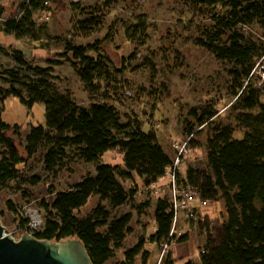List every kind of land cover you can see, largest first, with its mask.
Wrapping results in <instances>:
<instances>
[{"label": "rangeland", "instance_id": "rangeland-1", "mask_svg": "<svg viewBox=\"0 0 264 264\" xmlns=\"http://www.w3.org/2000/svg\"><path fill=\"white\" fill-rule=\"evenodd\" d=\"M43 1L40 8L33 11L36 37L18 38L7 33L3 24L7 19L20 18L22 5L28 0H0L3 10L0 17V87L11 86L5 71L19 68L12 56L15 50L24 51L32 65L47 66L48 59H64V63L55 65L53 71V80L59 91L70 93L78 104L85 107L94 102L115 105L123 122L139 120L145 131L154 130L172 159L176 154L175 141L187 138L190 135L188 130L194 127L191 144L196 146L181 167L183 175L190 166L208 169V142L219 129L230 126L235 131L234 137H244L245 129L240 127L238 111L234 108L232 72L236 64L218 58L200 43L208 33L217 30L218 19L228 10L225 6L202 5L197 0H80L75 5L76 0ZM89 18H96L98 24L82 28L80 20ZM140 20L146 23L145 31L131 37L128 33L130 27ZM233 29L243 35V40L255 44L253 81L264 88V82L260 85L264 54L259 56L264 51V19L237 24ZM231 34L233 31H227L223 40L227 41ZM67 41L94 46L88 54L105 62L107 77L98 79L97 91L90 92L76 68L60 56L65 52ZM132 53L135 58L123 62V56ZM195 109L199 115L208 111L214 117L209 123L199 125L192 115ZM0 114L6 122H12L11 125H19L18 134L10 129L7 135L15 140L20 154L27 158L26 137L32 126L46 125V105L38 102L30 108L18 98L10 97L5 101L0 99ZM48 147L43 144L25 165L20 166L23 168L20 179L0 185L2 222L8 234L16 239L24 233L34 235L44 227L43 200L47 203L53 201L52 187L56 191L69 190L87 175L96 173L97 163L85 161L74 146L66 148L55 169L48 171L45 157ZM4 151L0 145V159ZM100 162L118 164L126 169L124 156L118 150L106 152ZM33 176L40 178L37 184L27 181ZM118 179L126 190L136 192L128 203L114 207L108 200L95 195L75 213L83 218L101 204L110 212V221L128 212L133 214L132 231L120 246L113 244L114 256L106 264H124L126 251L142 238L146 240L144 249L150 254L148 264H164L171 252L163 256L161 246L148 240L156 229L157 202L168 194L166 186L152 189L137 174L130 179L122 176ZM165 182L166 178L160 179L161 184ZM224 204L222 200L206 212L212 217L224 218ZM205 208H202L204 212ZM184 221L180 227L190 232L191 247L197 239L192 248L194 252L205 234L196 235L192 224L189 227ZM105 230L106 227L99 228L101 232ZM184 261L178 259L176 264H184ZM133 264H142V254Z\"/></svg>", "mask_w": 264, "mask_h": 264}, {"label": "trees", "instance_id": "trees-1", "mask_svg": "<svg viewBox=\"0 0 264 264\" xmlns=\"http://www.w3.org/2000/svg\"><path fill=\"white\" fill-rule=\"evenodd\" d=\"M76 1L73 2L74 5L80 0ZM43 2H24L22 16L7 19L3 29L18 38H35L33 11L38 10ZM197 2L202 5H221L228 9L218 19L217 30L208 33L200 43L218 58L236 64V69L232 72L234 108L238 111L237 121L245 129V133L239 139L234 137L235 131L232 127L219 129L208 142V169L190 166L185 175L179 172L184 186H193L200 193V200L207 202L202 207H206L205 212L202 208L198 209L199 216L196 220L188 218L184 222H188L189 227L190 224H197L200 232L205 234L200 249V264H264V88L258 87L253 81L255 44L243 40V35L233 29L237 24L264 19V1ZM2 14L3 10L0 8V17ZM80 24L85 29L98 24V20L89 18L80 20ZM145 28V21L140 20L130 27L128 33L135 37L137 33H143ZM229 30L233 34L224 41L223 36ZM93 47L67 41L65 52L60 54L76 68L90 92L97 91L98 79L108 73L103 60L88 54V50ZM69 53L72 55L69 56ZM262 54L264 51L259 56ZM12 56L19 68L4 72L11 86L0 87V99L5 101L15 97L30 108L38 102L44 103L46 125L31 127L26 137L25 149L28 157L24 158L15 140L7 135L10 129L18 134L19 125L9 124L0 114V145L5 148L0 159V185L20 179L23 174L20 166L25 165L28 158L33 157L43 144L49 146L45 155L48 171L55 169L66 148L77 147L81 158L97 163L96 173L87 175L69 190L56 191L53 187L50 189V193H55L54 199L51 203L43 200L46 213L44 227L36 231L34 236L54 241L79 238L94 264H106L114 256L113 244L120 246L126 235L132 231L133 214L128 212L110 221V212L101 204L93 213L83 218L78 217L75 211L85 206L95 195H99L102 200H108L114 207L128 203L136 192L126 190L118 176L130 179L137 174L150 186L165 176L173 164V159L159 142L158 134L154 130L145 131L139 120L123 122L122 114L115 105L94 102L85 107L78 104L70 93L59 91L53 80V71L55 65L64 63V59H48V65L41 66L32 65L22 50H15ZM134 58L135 53L123 56V62L128 63ZM192 115L199 125L209 123L214 117L208 111L199 115L196 109ZM188 131L193 137L194 127ZM189 143L192 152L196 145L191 144V140ZM111 150H118L123 154L126 169L118 164L100 162L103 155ZM27 181L37 184L40 178L33 176ZM222 200L225 203L226 217L210 216L207 209L215 208ZM195 204L199 202L196 201ZM10 206L14 209V206ZM173 218L174 209L167 194L157 202L156 229L148 240L159 244L161 249L164 243H168L165 257L174 245L190 238L189 231L181 237L171 234ZM100 227H106V230L101 232ZM145 243L146 240L142 238L127 250L124 264H133L140 254L142 264H148L150 254L144 249ZM164 264H175V261L168 257ZM184 264L199 263L188 259Z\"/></svg>", "mask_w": 264, "mask_h": 264}, {"label": "water", "instance_id": "water-1", "mask_svg": "<svg viewBox=\"0 0 264 264\" xmlns=\"http://www.w3.org/2000/svg\"><path fill=\"white\" fill-rule=\"evenodd\" d=\"M0 264H94L79 238L60 241L39 239L24 233L9 235L0 214Z\"/></svg>", "mask_w": 264, "mask_h": 264}, {"label": "built area", "instance_id": "built-area-1", "mask_svg": "<svg viewBox=\"0 0 264 264\" xmlns=\"http://www.w3.org/2000/svg\"><path fill=\"white\" fill-rule=\"evenodd\" d=\"M261 83L264 82V64L260 68ZM192 135L183 140H176L174 145L176 149L173 164L169 167L164 177L150 184V188L155 189L160 185L166 186L168 197L174 209L173 230L172 235L181 237L185 234L182 228L179 227L182 220L197 219L199 216L198 209L206 206V201H201L199 192L193 186H184L179 172L181 166L184 164L191 154L190 140ZM166 178L167 182L160 183V179ZM198 201L199 204H195ZM168 243H164L162 247L163 256L168 252Z\"/></svg>", "mask_w": 264, "mask_h": 264}, {"label": "crops", "instance_id": "crops-1", "mask_svg": "<svg viewBox=\"0 0 264 264\" xmlns=\"http://www.w3.org/2000/svg\"><path fill=\"white\" fill-rule=\"evenodd\" d=\"M9 124L12 123V122H8ZM161 143V142H160ZM162 144V143H161ZM163 146V145H162ZM164 148V147H163ZM165 149V148H164ZM167 152V151H166ZM168 153V152H167ZM169 154V153H168ZM169 156H171L169 154ZM172 157V156H171ZM194 228V231L196 230V235L201 233L200 230H199V227L197 224H195L193 226ZM190 242H192V239L189 238L188 241L186 242H183V243H178L176 245H174L172 248H171V254L169 255V259L170 260H174L175 261V264L177 263V260L178 259H184L185 261H187L188 259H192L194 260L195 262L199 263L200 264V246L203 245V241H201V244L197 245V247H195L194 249V252H192V248L197 244V239L195 240V243H194V246L191 247L190 246ZM199 243V242H198ZM191 248H189V247ZM188 247V248H187ZM177 249V251H176ZM178 251H180L181 253H178ZM183 251V252H182ZM184 261V262H185Z\"/></svg>", "mask_w": 264, "mask_h": 264}]
</instances>
